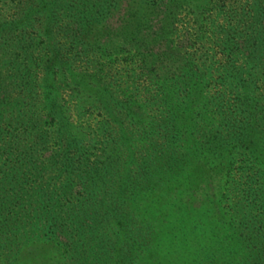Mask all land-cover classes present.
Listing matches in <instances>:
<instances>
[{
	"label": "trees",
	"instance_id": "1",
	"mask_svg": "<svg viewBox=\"0 0 264 264\" xmlns=\"http://www.w3.org/2000/svg\"><path fill=\"white\" fill-rule=\"evenodd\" d=\"M0 264H264V0H0Z\"/></svg>",
	"mask_w": 264,
	"mask_h": 264
},
{
	"label": "rangeland",
	"instance_id": "2",
	"mask_svg": "<svg viewBox=\"0 0 264 264\" xmlns=\"http://www.w3.org/2000/svg\"><path fill=\"white\" fill-rule=\"evenodd\" d=\"M135 85H137V84H135ZM127 95H129V93H127ZM204 166H206V164ZM212 176H213V173L211 171L205 170V171H202L201 176L198 179V182H192L191 179L189 178L187 180H184L182 184L185 185L187 187V189H189V190L199 189V190H203V191H208V187L211 186V184L213 183V184H215V188L213 186L211 188L214 191L219 192L218 189L222 185V181L217 183L218 179H216V180L211 179L210 180V177H212ZM188 177L189 176H187L186 178H188ZM214 191H212L210 195L208 194L210 202H212V200H216V198H219L220 200H222L221 202L223 205H229L231 203L230 198H231L232 194H226L228 192H225V196L221 198L220 196H218L217 192L214 194ZM205 193H208V192H205ZM208 195H206V196H208ZM200 198H202L204 200L206 199L205 195H203V194H201L198 197V199H200Z\"/></svg>",
	"mask_w": 264,
	"mask_h": 264
}]
</instances>
